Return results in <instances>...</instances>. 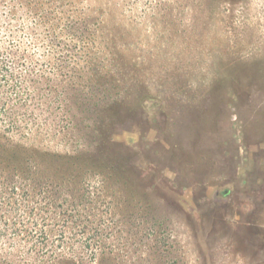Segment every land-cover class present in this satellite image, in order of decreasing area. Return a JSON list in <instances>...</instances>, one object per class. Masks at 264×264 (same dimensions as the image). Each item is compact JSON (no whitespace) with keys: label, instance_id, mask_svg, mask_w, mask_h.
<instances>
[{"label":"rangeland","instance_id":"obj_1","mask_svg":"<svg viewBox=\"0 0 264 264\" xmlns=\"http://www.w3.org/2000/svg\"><path fill=\"white\" fill-rule=\"evenodd\" d=\"M0 264H264V0H0Z\"/></svg>","mask_w":264,"mask_h":264},{"label":"trees","instance_id":"obj_2","mask_svg":"<svg viewBox=\"0 0 264 264\" xmlns=\"http://www.w3.org/2000/svg\"><path fill=\"white\" fill-rule=\"evenodd\" d=\"M109 103H113V102H112V101H109ZM141 106H142V107H145V106H144V103H142ZM100 142H101V141H100ZM101 146H102V147H105V141L102 140V142H101Z\"/></svg>","mask_w":264,"mask_h":264}]
</instances>
